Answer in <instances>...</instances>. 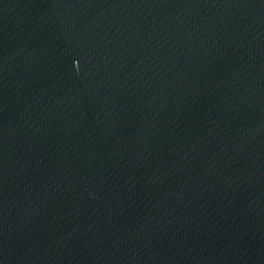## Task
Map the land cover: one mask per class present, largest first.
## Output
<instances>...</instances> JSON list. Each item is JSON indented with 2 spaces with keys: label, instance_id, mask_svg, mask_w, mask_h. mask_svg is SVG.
Instances as JSON below:
<instances>
[{
  "label": "water",
  "instance_id": "1",
  "mask_svg": "<svg viewBox=\"0 0 264 264\" xmlns=\"http://www.w3.org/2000/svg\"><path fill=\"white\" fill-rule=\"evenodd\" d=\"M0 264H264V0H0Z\"/></svg>",
  "mask_w": 264,
  "mask_h": 264
}]
</instances>
